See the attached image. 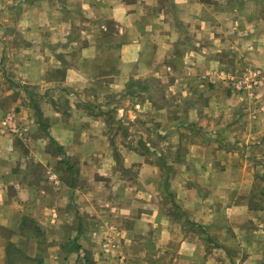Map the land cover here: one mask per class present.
I'll list each match as a JSON object with an SVG mask.
<instances>
[{"label":"crops","instance_id":"1","mask_svg":"<svg viewBox=\"0 0 264 264\" xmlns=\"http://www.w3.org/2000/svg\"><path fill=\"white\" fill-rule=\"evenodd\" d=\"M230 1L0 0V119L27 130L0 134V264H264V113L199 77L233 37L264 56ZM131 80L138 109L106 98Z\"/></svg>","mask_w":264,"mask_h":264},{"label":"rangeland","instance_id":"2","mask_svg":"<svg viewBox=\"0 0 264 264\" xmlns=\"http://www.w3.org/2000/svg\"><path fill=\"white\" fill-rule=\"evenodd\" d=\"M228 12L232 14L235 21H238L240 17L246 19L247 21L253 18L260 19L261 25L258 29L264 32V0H231ZM243 28L244 25H240L239 22H237L235 27H232V31L235 32L236 30ZM252 32L254 33V30ZM220 48L221 52L219 53V58L216 60V65L212 68H208L207 71L200 74V80L204 83H210V79L218 78L226 85L229 91L238 94L241 101L243 100V102H245L244 107L248 108L249 106V110H246L245 112L246 114H250L249 116L253 118L258 114H263L264 56L262 55V57L258 59L260 61L259 64H253L251 61L252 59L250 58L251 54L247 52V50L250 49V44L249 42L248 44L247 42H242L240 37H233L231 43L220 44ZM246 61H248V64ZM241 77H246L248 79L247 81L259 80V83L248 88H238L236 87L235 82ZM135 82L138 85H134L136 86L135 88L131 87V85ZM141 89L142 88L140 87L139 82L131 80L127 82L125 90L114 95L111 93L106 94L108 95L106 98H109L110 100L112 96H116L122 104H127L129 107L138 109L141 103L147 99V89L144 91ZM255 99H257V102H255ZM109 114H111V111H109ZM221 120L223 124L227 125L231 130L239 131L242 125L238 117V112H232L225 117L223 116L221 117ZM262 139H264V133L261 140ZM140 144H143L142 140H140ZM256 144H258L257 141ZM256 161H260L259 163L262 164V162H264V153L254 154L251 152L249 154L247 157V163L251 172L253 171V169H251L252 165ZM260 189L264 191L263 186H261Z\"/></svg>","mask_w":264,"mask_h":264},{"label":"built area","instance_id":"3","mask_svg":"<svg viewBox=\"0 0 264 264\" xmlns=\"http://www.w3.org/2000/svg\"><path fill=\"white\" fill-rule=\"evenodd\" d=\"M246 77H241L238 81L235 82L236 87L238 88H248L252 87L259 83V80L256 81H247ZM252 82V83H251ZM27 130L19 118L16 110L5 111L3 116L0 119V134L14 136L22 138L25 136Z\"/></svg>","mask_w":264,"mask_h":264}]
</instances>
